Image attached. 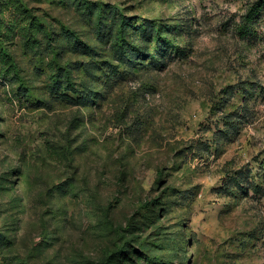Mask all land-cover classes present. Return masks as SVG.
Masks as SVG:
<instances>
[{
  "label": "rangeland",
  "instance_id": "1",
  "mask_svg": "<svg viewBox=\"0 0 264 264\" xmlns=\"http://www.w3.org/2000/svg\"><path fill=\"white\" fill-rule=\"evenodd\" d=\"M254 1L0 0V264H264Z\"/></svg>",
  "mask_w": 264,
  "mask_h": 264
},
{
  "label": "trees",
  "instance_id": "2",
  "mask_svg": "<svg viewBox=\"0 0 264 264\" xmlns=\"http://www.w3.org/2000/svg\"><path fill=\"white\" fill-rule=\"evenodd\" d=\"M264 6V0H255L250 8L248 9L247 13L244 15V20L246 22H250L256 15L259 13L261 8ZM63 33H66V31H63ZM134 49H140L141 47L139 45H134Z\"/></svg>",
  "mask_w": 264,
  "mask_h": 264
}]
</instances>
